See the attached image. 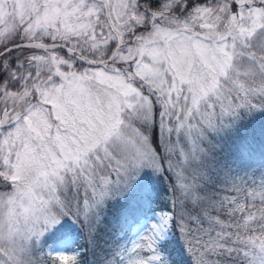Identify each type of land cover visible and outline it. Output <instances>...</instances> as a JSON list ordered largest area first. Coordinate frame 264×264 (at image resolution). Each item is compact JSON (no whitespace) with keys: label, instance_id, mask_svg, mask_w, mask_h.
Instances as JSON below:
<instances>
[{"label":"snow or ice","instance_id":"6c2138e0","mask_svg":"<svg viewBox=\"0 0 264 264\" xmlns=\"http://www.w3.org/2000/svg\"><path fill=\"white\" fill-rule=\"evenodd\" d=\"M0 264H264V0H0Z\"/></svg>","mask_w":264,"mask_h":264}]
</instances>
